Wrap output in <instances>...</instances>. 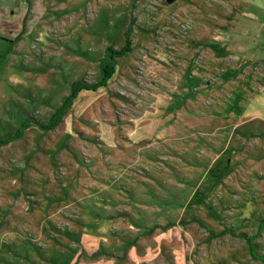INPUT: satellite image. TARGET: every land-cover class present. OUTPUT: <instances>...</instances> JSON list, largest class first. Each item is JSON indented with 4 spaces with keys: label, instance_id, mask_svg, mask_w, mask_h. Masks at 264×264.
Returning a JSON list of instances; mask_svg holds the SVG:
<instances>
[{
    "label": "rangeland",
    "instance_id": "1",
    "mask_svg": "<svg viewBox=\"0 0 264 264\" xmlns=\"http://www.w3.org/2000/svg\"><path fill=\"white\" fill-rule=\"evenodd\" d=\"M233 1L0 0V264H264Z\"/></svg>",
    "mask_w": 264,
    "mask_h": 264
},
{
    "label": "crops",
    "instance_id": "2",
    "mask_svg": "<svg viewBox=\"0 0 264 264\" xmlns=\"http://www.w3.org/2000/svg\"><path fill=\"white\" fill-rule=\"evenodd\" d=\"M233 2L235 7L240 5V3L252 6L256 12H254L255 17H248L251 20V24H248L244 29L236 26L233 31L234 35L242 37L240 40V42H243L241 47H245L243 48L244 50L251 51L250 56H245V60L251 59V64L262 60L264 62V0H236ZM258 12L262 13L263 19L259 17ZM249 15L253 16L252 11L249 12ZM242 62V58H240L237 63V69L243 66Z\"/></svg>",
    "mask_w": 264,
    "mask_h": 264
},
{
    "label": "water",
    "instance_id": "3",
    "mask_svg": "<svg viewBox=\"0 0 264 264\" xmlns=\"http://www.w3.org/2000/svg\"><path fill=\"white\" fill-rule=\"evenodd\" d=\"M169 2L173 1V0H168Z\"/></svg>",
    "mask_w": 264,
    "mask_h": 264
}]
</instances>
